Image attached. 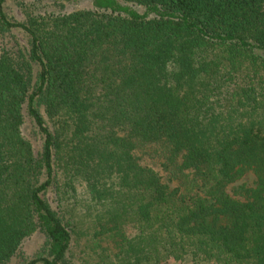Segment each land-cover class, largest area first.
Returning <instances> with one entry per match:
<instances>
[{
    "label": "trees",
    "instance_id": "obj_1",
    "mask_svg": "<svg viewBox=\"0 0 264 264\" xmlns=\"http://www.w3.org/2000/svg\"><path fill=\"white\" fill-rule=\"evenodd\" d=\"M9 2L0 264H264V0Z\"/></svg>",
    "mask_w": 264,
    "mask_h": 264
},
{
    "label": "rangeland",
    "instance_id": "obj_2",
    "mask_svg": "<svg viewBox=\"0 0 264 264\" xmlns=\"http://www.w3.org/2000/svg\"><path fill=\"white\" fill-rule=\"evenodd\" d=\"M8 6L10 7V13L16 20H21L27 14L54 12L62 13L80 8L90 7L89 0H76L74 2H59L57 0H23L21 4H18L15 0H10ZM22 133L25 136H30L27 124H23ZM31 137V136H30ZM32 141V139H31ZM34 146L37 142L32 141ZM244 180L250 182L249 175L244 177ZM42 243V236L38 231H34L29 236L24 238L20 243L16 256L11 259L8 264H17L18 260L37 252Z\"/></svg>",
    "mask_w": 264,
    "mask_h": 264
}]
</instances>
